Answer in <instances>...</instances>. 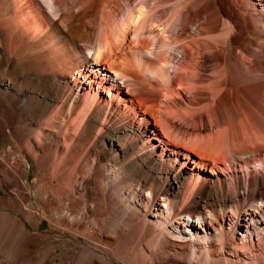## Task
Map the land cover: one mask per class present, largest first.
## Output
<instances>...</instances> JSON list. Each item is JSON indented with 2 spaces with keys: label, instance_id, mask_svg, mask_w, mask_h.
I'll return each instance as SVG.
<instances>
[{
  "label": "bare ground",
  "instance_id": "1",
  "mask_svg": "<svg viewBox=\"0 0 264 264\" xmlns=\"http://www.w3.org/2000/svg\"><path fill=\"white\" fill-rule=\"evenodd\" d=\"M75 1L40 0L44 10L36 11L35 6L27 7L28 0H0V200L10 204L9 211L0 210V249L5 251L0 264H167L170 257L174 261L168 264L185 260L187 264H264V227H258L262 229L258 241L252 234L236 237L241 217L256 222L258 209L264 215V160L259 168L249 165L252 154L248 150L249 143L264 147V108L257 110L248 100L243 108L249 110V117L238 106L233 109L237 117H243L242 123L249 121L242 131L222 114L217 121L205 119L200 109L192 115L190 126L195 129L228 124L225 134L229 137L223 142L230 145L232 161L242 168L241 161L245 160L248 166L246 173L239 174L242 169H236L227 154L212 149L209 153L197 143L185 144L202 159L211 157L216 167L213 170L219 161L215 156L231 167L228 177L217 172L211 176L189 170L185 162L177 169V159L168 152L171 148L159 152L155 143L151 147L146 122L139 121L133 105H124L123 96L118 98L113 93L123 92L122 86L134 95L149 92L140 69L131 68L130 63V69L125 63L124 69H118L113 62L116 50L124 48L129 26L141 17L151 18L142 24V32L149 23L161 30L164 49L158 58L159 68L151 71L164 85H171L175 78L180 87L185 86L184 75L187 80L186 73L193 65L186 52L205 55L214 43L218 53L203 55L194 81L217 79L213 95L219 93V84L225 80L239 84L260 79L259 87L263 88L264 0H258L262 16L240 15L247 37L241 31L231 35L229 25L222 30L227 35L214 36L221 13L211 6L207 7L210 14L205 23H183L195 28L193 34L208 36L192 41L183 40L182 34L174 35L178 28L175 20L171 24L169 20L163 22L164 17L158 19L159 8L169 3L165 0H155L151 7L146 0L134 7L128 5V16L121 19L96 7L104 0H98L103 2L94 7L88 5L90 0H77L79 7ZM190 6L198 18L197 1ZM180 7L178 3L171 10L176 20L181 16ZM148 37L140 34L139 44H150ZM241 48L246 49H242L246 52H242L243 57L239 55ZM108 62L112 65L108 70L116 74L102 78L100 65ZM213 62L225 68L216 74L209 72ZM76 73L85 78L94 74L92 82H99V89L85 85ZM109 82L112 94L107 97L101 90H107ZM211 84L208 88L213 89ZM185 88H194L197 94L200 91L195 85ZM230 90H224L223 103L230 102ZM182 122L180 126L169 125L165 118L164 123H157L170 141L177 142L189 133L182 127L190 122ZM15 141H26L32 154L41 155L36 192L39 210L35 220L28 218L29 224L36 222L40 227L43 219H48L50 225L49 235L37 232L30 239L32 243L23 247L20 241L30 232L17 216L26 206L22 205L24 181L18 167L26 156ZM10 176L15 181L13 189L8 185ZM31 209L28 213L34 215ZM57 229L61 235L52 234ZM181 244L189 247L188 253L180 251ZM41 245L45 248L40 249Z\"/></svg>",
  "mask_w": 264,
  "mask_h": 264
},
{
  "label": "rangeland",
  "instance_id": "2",
  "mask_svg": "<svg viewBox=\"0 0 264 264\" xmlns=\"http://www.w3.org/2000/svg\"><path fill=\"white\" fill-rule=\"evenodd\" d=\"M28 1L30 4L28 3L27 7L31 5L30 7L35 6L33 8L36 9V11H38V9L44 10V9H42V6L40 7V0H28ZM60 1L61 0H58V2H60ZM62 1H67V0H62ZM70 1H72V0H70ZM95 1L96 0H94V2ZM139 1L140 0H113V1H111L112 2L111 3V2H109V0H104V3H102V4L100 3L101 5L98 3L103 2V1L97 0V2L94 3L93 0H90L89 2L88 1L87 2H88V5L90 7H94L98 4L99 6H96V7L99 8L101 6L100 11L105 9L106 13L109 16H113V17L117 16L119 19H121L124 17L126 18L128 16V10H127L128 5H132L134 7ZM165 1H167L169 3H167L165 6H162L159 8L158 12L160 14H158L159 15L158 19L161 17L163 19V17H164L165 19L163 22H167L169 20V21H171V24H172V21L174 22V20H175L176 21L175 25H177L178 28L176 29V32H174V35L182 34V37L184 38L183 40H186V41H187V39H189L188 41H192V39L197 40L201 37V35L199 36L197 34H193V33H196L195 28L192 30V29H190L189 24H188V27L187 26L185 27L183 25V23L184 22L185 23L186 22L200 23L202 21L204 22L205 19L209 16L208 14H210L209 9L207 7L214 6L215 8H218L220 13H221L220 26L216 32L214 31L215 33L213 34L214 36H217V37L218 36L224 37V35H227V34H225V31L227 30L228 25H229V28H228L229 31L232 30V31H230L231 35L238 34L241 31L240 34H242V36L247 37V34L245 33V24L243 23L244 20L241 18L240 15L258 16V14H260L263 11L262 7L260 5H258V2H259L258 0H196L198 3V6H200V7L198 8L199 9L198 10V18H195V16H193L195 14V11H193L192 7L190 6V4L192 3L193 0L191 1V3H190V0H165ZM115 2H117L116 5H115ZM145 2H146L148 7H151V5L153 6V3L155 2V0H146ZM178 3L181 6L179 8L180 9L179 11L181 12L180 13L181 16L179 17L180 20L174 19V17H172V15H171L172 14L171 10ZM254 3H256L257 6L254 7L253 6V5H255ZM78 4H80V3H78ZM78 4L76 2L75 6L79 7L80 5H78ZM43 8L46 9V6L43 5ZM98 8H97V10L99 11ZM97 10L95 9V11H97ZM11 12H8V14H11ZM110 13H113L114 15L113 14L111 15ZM50 14L53 15L52 12H50ZM260 16H262V14H260ZM184 19L185 20L187 19V20L185 21ZM188 19H189V21H188ZM149 20H151V18L141 17V19H139L138 23L135 22V24H132L131 26H129L130 29L127 32V35H126L124 42L122 44V46L124 45L123 46L124 48L116 50L117 53L115 54V56H114L115 58L113 59L114 60L113 62L116 65H118V66L115 65L118 69H120L121 67H122V69H124L123 68L124 66H125V68L129 67L128 69H130V66H131V68L136 67L135 69H138V70L140 69L139 71L142 73L141 74L142 81L146 79L145 82L144 81L143 82H144V85L149 86V92L147 90V92L146 91L145 92H139V93L134 95V94H131L128 92L129 88L127 86H122L123 92L119 93L116 90H114V92H113L114 96L119 95V96H117L118 98H121L123 96V98H121V99L124 100V102H125L124 105L125 104H127L128 106L133 105L136 108V111H137L136 115H137V117H139V121H142L143 124L145 122L147 123L148 121L150 122L149 124L145 123V126L148 127V128L146 127V132H147L146 139L149 141V145L151 147H153V143H155L159 149V152H161L167 148H171V150L170 151L168 150V152H169V154L173 153V158L177 159V162L175 163L177 169H180L184 164L183 162H185V165L189 170L195 169V171L197 173L202 172V174H204V175L209 174L212 176V175H216V172H217L222 177H225V176L228 177V170H230L231 167L228 166L225 162H222V160H221L222 158L215 156V157H217V159L219 161L217 163L218 164L217 170H213V168L215 167L214 166L215 162L210 159L211 157L209 158V157L205 156L206 159H202L198 153H194L193 151H191V149H189L187 146H185V144H188V143H197V144L201 145L202 148H204L202 150L209 151L212 149V150L217 151L218 154H222V153H223V155L227 154L228 160L232 162L231 164L233 165V163H235L234 165H235L236 169H238V170L242 169L241 171H239V174L244 173V171L246 173L248 166H247L245 160L241 161V164L243 165L242 168L240 165H236L238 162H233L234 158H232L233 156L230 153V150H231L230 145L224 144V142H223L225 138L229 137V136H226V134H225L226 131L229 130V128L227 127L228 124L219 122V124H214L213 127L195 129V128L190 126L192 124L191 118H192V115L194 116V113L198 112L199 109L204 113L205 119H208L209 121L215 120V119L217 121V119L220 118L219 114H222L227 119L226 121L236 122L235 124H237V127H240V129L242 131V129L244 127H246L245 126L246 123H249V121H247L248 120L247 119V120H245L246 123H242L241 121H242L243 117L242 118L237 117L236 113L234 112L233 109L236 106H238L240 111L243 114H246L247 117H249L248 116L249 110L246 108H243V107H245V103H246L244 101L250 100L253 102L252 104H254V106L257 110H258V108L259 109L262 108V111H263V108H264V87L263 88L259 87V84H261V80L257 79L253 82L247 81V82H243V83H239V84H232L231 81L228 82L227 80H225L226 82H224V84H219L220 89L217 91L219 93H216V95H213V90L216 88L215 85H218V83L216 84L217 79H213V77H210V78H212V80L209 78H206V81L204 83L194 81L196 70H197L198 66H200L203 63L201 61H202V57L204 54L192 53L193 51H187L186 52V54H187L186 58L188 57L189 60H193V65H191L190 70L186 73V74L189 73V76H187V80H186V77L184 75V78H185L184 83H186V85L183 87H180L179 84L177 83V79H175V78L173 79V82L171 83V85H164L162 80H158L156 77H154L155 72L151 71V69L156 70L157 68H159L158 65L160 64V62H159L160 59H158V58H160V55L163 52L162 50L164 49L163 44H161V41L163 43V36H162V33H160L161 30L158 29V27H156V26H149L150 23L146 24L147 25L146 29H145V31L143 30L144 33L142 32V29H141L142 24L149 21ZM110 23H114V21H110ZM224 27H226V28H224ZM222 30H225V31L222 32ZM223 33H224V35L222 36ZM140 34H142L143 37L149 36L148 38L151 39L150 44L147 45L148 47L142 46L139 44L138 39H139ZM231 35H229V36L232 37ZM150 36H151V38H150ZM153 36H154V38H153ZM196 36H198V37H196ZM202 37H204V36H202ZM206 37H208V36L205 35L204 38H206ZM230 37H228V38H230ZM210 48H211V50H209L205 53V55H204L205 57H209L211 55H216L218 53L217 50L214 48V43H212L210 45ZM242 49L246 51L245 48H241V50H239V55L240 54L242 55L241 57L246 55V52L243 51ZM242 52L245 55H243ZM148 54H149V56H148ZM90 55H91V53H90ZM122 62H123V64H122ZM114 63H112V64H114ZM124 63H125V65H124ZM128 63H130L131 65ZM255 64L256 65L258 64V66L260 65L258 63V61H256ZM110 66H112L110 62L100 65L101 71H103V73H101L102 78L103 77L107 78L108 73L111 76H115L116 73L114 74V72L108 70L110 68ZM224 68H225V66L223 64L213 62V63H211V67H210L209 72L216 74L217 71L220 72ZM254 69H255V66H254ZM256 69H258V67H256ZM135 72H137V71H135ZM137 73L139 74V72H137ZM76 76L78 78H80L81 81H85V85L92 84L96 90L99 89V82H97V81L92 82V78L95 79L94 74L90 73L89 77H86V78L80 77V75L77 73H76ZM111 76H109V77H111ZM97 80L100 81L101 79L99 78ZM147 81H148V83L146 84ZM249 81H252V80H249ZM151 82H152V84H151ZM211 83H213V85H214L213 89L208 88V86L212 85ZM110 84H111L110 82L106 84L108 86V88H106L107 90H103L102 88H100V89H102L101 90L102 93L107 95V97H110L112 94L111 90H109ZM121 85H123V84H121ZM187 85H192V86L195 85L196 87H198V89L200 90L199 94H197V92H195L196 90L194 88L193 89H188V88L186 89L185 87ZM228 89H231L230 94H229L230 95V102L229 103L224 102L225 104H227V105H225L223 103V96H224V93L226 91H224V90H228ZM152 90L156 91L155 93H153L154 95L150 92ZM148 93L151 94V97L149 96L150 94H148ZM129 99H133L132 102H129ZM214 109H216V110L214 111ZM182 114L184 116L187 114L188 115L190 114V115L186 119V118L182 117L183 116ZM165 118L169 119V125L172 123H176L177 125L180 126L183 123L182 121L190 122L186 126L182 127V129L189 131V133L186 134L180 141H177L178 143L170 141L165 136V134L162 130V126L157 123L158 121L161 123H164ZM195 119H197V118L195 117ZM198 122L200 123V120H198ZM165 126H166V124H165ZM247 126H250V125L247 124ZM174 133L176 134V132H174ZM154 136H156V139H153ZM13 143H14V145L19 146V151L24 152V155L26 156L25 158H27V159H25L23 157L24 160H22V164L20 162L21 167H18L19 172L21 173V175L23 177V181H24L23 193L25 195L24 196L25 200H22V201H24V202H22L23 203L22 205H25V203H26V206H23V211L25 212L26 209H27V211H26V213H24L22 211L23 213L21 212L17 216L20 219V221L26 226V228L30 232L29 235L31 236V237L30 236L26 237L27 239L24 238L23 241L22 240L20 241V245L22 244L21 246L23 247L26 244V242L30 241L29 243L30 244L32 243V241H31L32 237L34 238V235H36L37 232L42 233L44 235H49L50 234V231H49L50 225H49L48 219H43L40 227H36L37 226L36 222L35 223L31 222V224H29L30 222L28 220L29 217L31 219L34 218V220H35L37 218L38 210H39L38 209L39 208L38 207V199L36 198L37 197L36 192L38 190L37 188H38L39 179H40L39 178L40 170H38L39 169L38 163L41 161L40 152L39 153L36 152L40 155L39 157L36 156L35 154H32L26 148L27 147L26 141L25 142L23 141V143H21V144H19L17 141H15ZM158 145H160V146H158ZM249 145L250 146H249L248 150L252 154L251 157L253 160V161L252 160L249 161L250 162L249 165H252L255 168H257V167L259 168L261 166V163H260L261 160H264V147L262 146L263 144L259 145V143L258 144L249 143ZM210 152H212V151H209V153ZM204 153H205V151H204ZM19 155H20V152H19ZM254 157H257V158H254ZM204 162L208 163V164H205ZM50 165H51V163L48 164V167H50ZM53 166H55V165H53ZM56 166L59 167V165H56ZM200 167H202V169ZM204 167H206V169ZM203 168L205 170H203ZM14 182H15L14 179H12V177L10 176L8 178V185H10L12 187V189L15 187ZM27 189H28V191H27ZM4 203H6V204H4ZM1 204H2V206H1ZM7 204H9V203L4 202V201L1 202V200H0V210L1 211H4V210L9 211L10 210L9 209L10 204L9 205H7ZM161 204L165 205L164 202H161ZM29 207L33 209V210L32 209L31 210L34 212V215H30L28 213V211H30ZM259 207H261V204H259ZM257 211H258L257 214L258 215L260 214V215L259 216L257 215V221L256 222H254V221L246 222V220H243L244 217H241V223L239 224V228L236 232V237L238 239L243 237V236L252 234L253 239H255V241H258V238H259L258 235L262 232L261 231L262 229L258 228V227L259 226H262V228L264 227V215L262 213H260L259 209ZM26 220H28V221H26ZM229 221H230V217H227L226 218L227 227H228ZM33 224H35V225H33ZM60 233H61V230L57 229V230H53L52 234L53 235L54 234L55 235H57V234L61 235ZM180 246L182 248V249H180V251H183V253L184 252L188 253L189 247L186 244H184V245L181 244ZM39 248L42 249V248H45V246L41 245V246H39ZM57 250L59 251L58 248H56V251ZM1 251H0V259H3V255L5 254V251H3V250H1ZM36 256H37V253L34 254V257H33L34 260L33 261L36 260ZM168 256H170V255H168ZM60 261H61V258L58 257L57 263H60ZM173 261H174V257H170L167 260V262H165V263L168 264V263H171ZM187 262L188 261L185 260V263L182 262V264H187ZM96 264H102V263L97 262Z\"/></svg>",
  "mask_w": 264,
  "mask_h": 264
}]
</instances>
